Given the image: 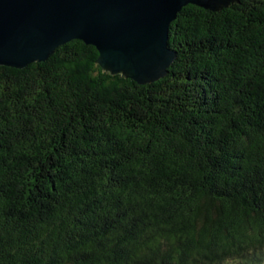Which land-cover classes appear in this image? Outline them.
<instances>
[{
  "label": "trees",
  "instance_id": "trees-1",
  "mask_svg": "<svg viewBox=\"0 0 264 264\" xmlns=\"http://www.w3.org/2000/svg\"><path fill=\"white\" fill-rule=\"evenodd\" d=\"M169 35L144 84L78 39L0 65V264H264V0Z\"/></svg>",
  "mask_w": 264,
  "mask_h": 264
},
{
  "label": "water",
  "instance_id": "water-1",
  "mask_svg": "<svg viewBox=\"0 0 264 264\" xmlns=\"http://www.w3.org/2000/svg\"><path fill=\"white\" fill-rule=\"evenodd\" d=\"M231 0H0V65L23 68L46 60L74 39L93 45L98 62L138 83L167 73L175 52L169 30L188 4Z\"/></svg>",
  "mask_w": 264,
  "mask_h": 264
}]
</instances>
